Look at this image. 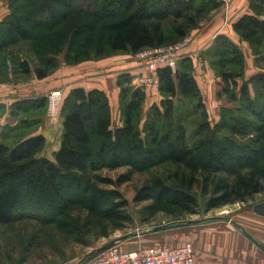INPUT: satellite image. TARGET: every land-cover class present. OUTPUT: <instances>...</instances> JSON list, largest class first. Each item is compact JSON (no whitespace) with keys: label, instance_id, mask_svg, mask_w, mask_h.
<instances>
[{"label":"trees","instance_id":"obj_1","mask_svg":"<svg viewBox=\"0 0 264 264\" xmlns=\"http://www.w3.org/2000/svg\"><path fill=\"white\" fill-rule=\"evenodd\" d=\"M203 1L211 9L221 4V0ZM193 2L9 0L8 12L0 20V51L19 41L33 40L34 49L41 52L43 64L42 68L36 69V75L43 78L45 73L41 69L55 67L56 55L64 48L65 60L70 63L89 57L92 51L100 53V49L136 53L181 39L191 27H198V20L192 14L185 17V26H176L174 22L191 10ZM249 10L234 22L233 29L241 38L253 44L257 52L259 44L256 43L262 42L264 38V0H249ZM196 11L200 13L201 9ZM27 22L31 26L26 25ZM166 22H171L172 28ZM211 48V55L217 58L215 62L221 70V89L228 92L231 100H236L235 92L229 85L237 83L235 77L243 70V55L238 46L222 33L216 35ZM262 53L264 55V50ZM225 57L230 58L229 63H235L234 71L226 69L225 62L228 59ZM19 67L24 72L29 71L24 60L19 62ZM192 72V60L186 54L178 60L174 73L166 66L158 69L161 99L159 105L154 103L150 106L146 119H150L151 124L145 129L144 126L142 130L137 127L144 92L132 88L128 94L123 83L130 81L131 76L121 73L117 77L121 98L129 96L120 109L122 125L112 124L108 98L102 90L74 87L64 93L61 140L53 161L41 155L45 145V138L41 134L23 138L13 146L0 142V224L41 216L43 220L51 221L46 225L55 226L66 237L77 240L72 227L58 219L61 208L68 201L64 192L68 189L80 191L84 208L89 212L100 211L107 200L118 198V191L93 185V172L103 166L115 165L111 154L125 157L137 152L143 164L170 162L182 168V171L173 173L172 184L166 185L157 179L153 187L157 200H164L185 210L197 204L191 191L200 180L205 190L207 184L212 183L213 186L212 196L206 202L207 210L229 201H245L260 192V178L264 170L258 167V161H243L249 157V153H255L260 148H249L218 135L224 127H228L233 134L239 133L235 125L222 120L211 126L207 118L200 128L205 135L210 134V138L200 139L190 145L182 123L174 120L175 98H182L183 101L195 99L193 109L200 111L204 118L207 117ZM254 78L264 80V74ZM239 97L246 101L251 99L244 83L240 87ZM251 110L264 121V101L261 107L253 106ZM259 138L255 143L259 142ZM247 159L251 160L252 155ZM219 173L229 175L222 176ZM125 180L119 179V183ZM149 190V187L142 186L134 200L151 198ZM125 204L124 201H116L109 205L105 208L107 216L121 218L118 209ZM47 212L48 216L45 215ZM52 220L59 223L53 224Z\"/></svg>","mask_w":264,"mask_h":264},{"label":"rangeland","instance_id":"obj_2","mask_svg":"<svg viewBox=\"0 0 264 264\" xmlns=\"http://www.w3.org/2000/svg\"><path fill=\"white\" fill-rule=\"evenodd\" d=\"M3 1H5L7 4L9 3V0ZM199 6L201 8H198ZM196 9H201V12L197 13ZM224 11L225 7H223L222 1L218 7L211 9V7L206 4V1L194 0L191 10L185 12L184 17L179 18L174 22L176 26H185V17L188 14H192L195 15L196 19L198 20L197 25L201 26L202 23L207 22V20H209L211 16H214L219 12H222V14L224 15L223 20H225L226 17ZM166 24H169V27L172 26L171 22H166ZM26 25L31 26V24L28 22ZM191 32L192 31L189 29L181 39L171 41L170 43H167L165 45L180 41L187 36H190ZM215 37L213 39H210L212 43L207 50V55H204L203 57L208 65H206V69L208 71H210L209 69L213 67L215 68V70L216 67L218 68V70L215 71L216 73H214V77L218 76V81H214L215 84L213 82L212 89L213 96L215 98L213 99V102L214 104H216L214 106L215 112L213 114V117L215 119L213 117L211 118L210 115V125L215 126L222 120H224L225 123H230V125H235L236 130L239 131V133L233 134L230 132V129L228 127H224L218 132V135L222 138L227 137L229 139H233L234 142L248 146L249 148H260V150L255 153H249V157L247 158H250V156L252 155L251 160L245 158L243 161L245 163H252V160L258 161V167H261L264 170V121H262L260 117L256 116L251 110V107L253 106H262V102L264 101V80L254 78L257 74H255L251 79L249 78L250 71L253 69L255 70L256 68H260L257 71H260V74H264V55L262 53L264 50V38L262 42L256 43V45L259 44L257 46V52L254 49L255 46L249 43L251 55L248 54V57L251 61H253V64L251 63V61L249 62L247 60L246 62L249 65H247L245 68L247 69L246 76L245 74H243V70H241V74L238 77H235L237 81L236 85H229V87H231V90H233L236 95V100H231L228 92H225L221 89L223 85L219 74L221 71L219 70L220 66H217V63L215 62L217 58L211 55V47ZM0 54L4 55L6 67L9 72L14 73L15 68L16 74H19L21 78L36 77L37 79H40L36 75V69H40L43 67L40 56L41 52L39 49H34L33 40L27 39L19 41L15 44L8 45L5 49L0 51ZM89 55V57L81 59L79 61L67 63L65 60L64 48L58 55H56L57 65L50 69L45 67L44 70L41 69V71H44V77L54 78V80H56L58 78L57 74L59 72L67 71L66 73H71L73 72V69H75L76 67H81V65L83 64H93L101 66L105 63H111V61L127 63L129 62V60L134 59L140 64V66L144 67L145 69V72L141 77L147 76L149 74L144 61L140 59L136 53L112 51L106 48L102 50L100 49V53L92 51V53ZM229 57H225L228 59L225 62V67L227 70L230 69L234 71L235 69L233 65H235V63H229ZM20 59H23L26 63L29 69L28 72H24L22 68L19 67V62L21 61ZM10 63H12V66ZM209 65L211 67H209ZM250 65H254L255 67ZM121 67H123V65ZM121 73L123 72H120V74ZM140 78L136 81L130 79V81H126L125 83H123V87H127L128 89V94H130L132 88H138L139 90L143 91L145 95V91L147 89L153 88L154 92H152V96L150 95V99L152 100V98H154L157 100L158 95L161 96L158 86H146L141 82ZM0 82H5L10 85V83L7 81ZM242 83L247 86L249 92L251 93V101H246L245 99L240 97L238 99ZM117 95H115L114 93V97L110 98L114 100V102H116L115 96H117L118 110L121 117L120 109L129 96L127 95L125 99H122L120 88ZM39 98L42 101L41 103L44 104L45 108V97L41 95ZM148 101L150 102V100ZM41 103L37 106V108L40 112H43V109H41ZM159 103L160 100L157 104L159 105ZM174 104V120L180 121V123H182V126L186 131L187 142L190 145L200 139L210 138V134L206 133L205 135L203 133V130L200 128V124L205 121L209 115L207 114V117L204 118L200 111H195L193 109L195 106V99L183 101L182 98H175ZM150 108L151 107L149 106V103H146L143 99L140 107V121L137 125L139 130H142L143 126L144 129L145 127L147 128L148 126H150L151 120L146 119L149 115ZM142 111H144L145 113L144 116L142 115ZM120 122L122 125V118H120ZM261 125L262 127L259 130L258 127H260ZM199 131H201L200 134H198ZM257 137H260L259 142L255 143ZM111 156L113 157V162L115 163V165L103 166L99 170L93 172L95 176V178L93 179V185L101 189L111 190L113 192L118 191L120 193L118 198L107 200L100 211L89 212L86 208H84V202L83 200H81L80 191H77L75 189H68L64 192V196L68 199V201H66L61 208L58 219H62L61 223H66V225L69 224V226L72 227L74 231L73 234L76 236V239L78 241L66 237V235L57 227L46 225L45 223H50L51 221H45L41 216H29V218H23L19 221L11 222L8 224H0V264H49L50 262H53L57 259L66 257L70 253L81 252V244H87L89 242V245H93L97 248L100 245L117 239L118 237L126 233L128 234L125 236L140 231H144L143 233L149 232L151 227L153 228L157 225L162 224V221L167 222L171 221L172 219H180L186 216L188 218L192 216L203 217V215L206 214L208 210L217 212L220 209H225L226 207H235L236 204L245 203L247 205L250 202L264 199V174H262L260 178V181L262 183L260 192L254 193L245 201H229L225 204H221L207 210L206 202L212 196L213 186L212 183H209L207 184V190H205L203 189L202 185L203 181L200 180L194 185L191 191L196 198L197 204L190 209L185 210L164 200H157L155 197L156 189L155 187H153L157 179L166 185L172 184L173 173L175 171H182V168H179L170 162L143 164L140 161L137 152L129 153L125 155V157L119 154L116 157H114L113 154H111ZM218 175L224 176L229 174L219 173ZM124 178L126 180L119 183V179ZM142 186H147L150 188L149 191L151 198L135 201L134 196ZM116 201H124L126 203L125 206L118 209L122 217H108L105 208H107L109 205H112ZM45 215L48 216L49 213L47 212L45 213ZM50 215L56 216L53 214ZM67 218L70 222L67 220ZM52 222L53 224H55L56 221L52 220ZM56 223H59V221Z\"/></svg>","mask_w":264,"mask_h":264},{"label":"crops","instance_id":"obj_3","mask_svg":"<svg viewBox=\"0 0 264 264\" xmlns=\"http://www.w3.org/2000/svg\"><path fill=\"white\" fill-rule=\"evenodd\" d=\"M221 1L225 7V20H223L222 12H219L211 16L201 26L191 28L193 40L186 49V55L190 56L194 66L192 73L203 96V103L209 115L208 119H210V115L212 118L215 112L216 104L213 102L215 98L212 89L213 82L218 81V76L214 77L217 67L216 70L213 67L209 69L211 72L208 71L206 60L203 58L204 55H207V50L212 43L210 39L222 33L238 46L243 55V74L245 76L247 74L245 68L249 65L246 61H251L248 57V54L251 55L249 42L241 38L233 29L234 22L242 14L250 11L249 0ZM7 10V3L0 0V20L8 12ZM251 63L253 64V61ZM10 64L12 66V63ZM122 65L123 67H121ZM209 67L211 66L209 65ZM258 69L250 71V79L255 74H260ZM14 70V73L7 70L4 55L0 54V81L10 83L7 87L0 89V142L13 146L23 138L41 134L45 138L41 155L52 161L54 152L60 146L63 118L60 115L55 119H48L45 115L44 104H41L43 112L39 111L37 106L40 103L37 101H40L38 99L41 95L45 96L48 91L53 89H62L67 93L74 87H81L85 90L94 88L102 90L108 98L112 124L119 126L121 117L118 110L117 77L120 72H126L131 76V80L136 81L145 72L144 67L134 59L127 63L111 61V63L101 66L83 64L81 67L73 69L71 73L59 72L56 80L49 77L21 78L19 74H16L15 68ZM152 92H154L153 88L147 89L144 95V100L149 103V106L158 103L161 99V96L158 95L157 100L152 97L151 100ZM114 93L117 95L115 96L117 103L110 98L114 97ZM144 111H142L143 116L145 115ZM260 201H264V199L250 202L247 205L245 203L236 204V206L233 205L235 207H226L217 212L208 210L203 217L188 218L186 216L167 222L162 221V224L151 227L149 232H135L126 237L125 235L128 233L123 234L118 237L124 236L118 245L123 249L133 250L141 245L167 244L173 246L189 242L194 249L193 264H264V215L257 214L252 209L253 205ZM88 243L80 245L81 252L70 253L49 264L83 263L87 259L88 253L96 248Z\"/></svg>","mask_w":264,"mask_h":264},{"label":"built area","instance_id":"obj_4","mask_svg":"<svg viewBox=\"0 0 264 264\" xmlns=\"http://www.w3.org/2000/svg\"><path fill=\"white\" fill-rule=\"evenodd\" d=\"M192 40L193 36L190 35L168 45L145 48L136 52L149 71L147 76L140 78L141 82L146 86H158V69L166 66L174 72L178 60L187 53L186 49ZM7 86L8 83L0 82V89ZM44 97L46 117L52 120L60 116L64 91L53 89L48 91ZM193 261L194 249L189 242L173 246L148 244L133 250L123 249L117 243L87 258L81 264H193Z\"/></svg>","mask_w":264,"mask_h":264},{"label":"water","instance_id":"obj_5","mask_svg":"<svg viewBox=\"0 0 264 264\" xmlns=\"http://www.w3.org/2000/svg\"><path fill=\"white\" fill-rule=\"evenodd\" d=\"M253 211L256 212L257 214H261V215H264V201H260V202H257L253 205L252 207ZM126 237V236H125ZM124 237H121V238H118V239H114V240H111L107 243H104L102 245H100L99 247L93 249L92 251H90L88 253V256L87 258H90L92 257L93 255H95L96 253H99L101 251H104L105 249L109 248L110 246L114 245V244H117L121 239H123Z\"/></svg>","mask_w":264,"mask_h":264}]
</instances>
